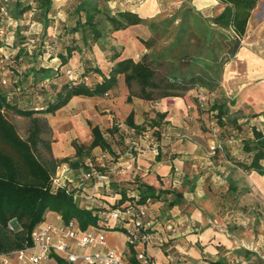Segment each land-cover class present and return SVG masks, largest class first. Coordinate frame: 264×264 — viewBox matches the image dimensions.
<instances>
[{
  "label": "crops",
  "instance_id": "0c3cea01",
  "mask_svg": "<svg viewBox=\"0 0 264 264\" xmlns=\"http://www.w3.org/2000/svg\"><path fill=\"white\" fill-rule=\"evenodd\" d=\"M62 1L64 0H55L54 4L57 2L62 3ZM214 2L216 0H193L192 6L203 13L204 11L207 12V7ZM183 3L184 0H174L177 8ZM216 3L222 5L219 1ZM222 6L223 9L212 18L222 13L224 5ZM110 7L116 12L130 11L136 13L147 21V24L132 26L112 34L111 45L120 50V59L132 58L137 61L136 59L140 55L148 54L149 49L146 48L143 41H148L153 37L149 24L154 23L152 20L161 13L160 0H114L110 2ZM190 9L184 11L182 16L186 12L190 13L185 15L187 19L191 14L193 16L194 10ZM58 10L63 13L62 8L59 7ZM59 15L62 14L59 13ZM212 18L207 14L205 18H201L199 23L203 27L200 29L193 23L191 24L188 19L186 31L190 34V39L187 40V43L190 44V48L194 50L193 52L197 49L201 51V54L196 55L199 61V69L203 70L205 66H209L210 71L216 72L220 78V86L215 89L200 86V90L211 93V96L216 97L217 101L212 103V108L217 103L225 104L229 110L227 118L235 115L233 122L240 125L237 118L238 114L243 112L261 113L264 111V0H260L252 11L246 34L239 49L232 57V61L224 67H219L213 63V53L210 51L215 47V54L221 55L227 45L223 37L221 38L218 34L223 35L224 30L214 25L212 26L216 30L217 36L209 44L210 24L208 20ZM180 21L182 23V20ZM11 23L9 22V25ZM179 29L180 26L178 32ZM174 41L168 44V49ZM192 41H196V45ZM166 50L165 47L161 52L158 51L151 55L155 58H161ZM202 51L207 52L209 56L203 57ZM77 55L79 56V53ZM89 55H87V66L99 67L104 74L108 75L113 62L108 59L107 53L96 45L89 51ZM76 59V56H73L69 64L76 65ZM45 61L46 65L42 64V66L54 70L59 64L58 57H49ZM169 65L171 70L177 71L179 68L177 58H174V61L170 62ZM193 70L199 71L196 66L189 63L188 66H183L182 72L188 74ZM94 75L98 77L97 82L102 81L100 75ZM8 79L10 80V77ZM83 79L88 80V76H84ZM29 80H32V76L28 78V82H30ZM9 84H11V81ZM197 90V87L191 89L182 97L147 101L130 96V90L125 83L124 76H120L117 86L105 96L95 98L76 96L71 99L68 105L55 114L45 116L47 124L56 134L51 147L52 156L59 161V166H69L71 168V171L64 176L63 181L65 187L77 196L76 200L79 205L86 208L99 207L100 205L113 207L115 203L120 201L123 193H126L128 197L130 192H135L137 195L140 185L151 186L157 192L161 190L172 192L165 195L161 201L149 199L157 213L155 230L162 236L163 241L162 243L153 244L146 250L153 264H220L219 261L224 255L218 247L221 245L228 246L225 234L216 230L215 227L216 224L223 222L224 218L213 210L216 208L218 201L222 203H224L223 200L227 201L226 197L217 196L214 194L216 191H211L208 186L204 187L203 180L201 181L196 174L193 175V179L197 182L192 184V186L196 185L194 190L189 191V187L184 184L187 178L185 163L198 158L200 154V145L197 141L182 138L185 136L186 130L193 124L191 119L202 117L196 103L197 94L200 93ZM130 97L131 99H129ZM47 99H43L42 105H45ZM81 103L84 106H81ZM97 108H99V111ZM71 113L74 115H70ZM212 113L216 114L213 110ZM130 115L133 116V123L138 129L130 126L128 121ZM119 118L122 122L115 123V120ZM244 120H248V117ZM102 125L109 133L110 140L105 136ZM95 127L101 130L110 146V150L102 149L99 146L91 149L94 141L92 130ZM123 130H126L129 136L134 137L130 142L132 145L130 149L134 147L138 151L136 157H131L133 154L130 156L128 152H121L116 145L112 135L118 132L123 136ZM146 131L152 132L153 135H162L164 138H149L148 134L150 132ZM251 138H253V133L252 137L248 134L246 139ZM128 140L125 139V141ZM76 144L84 148L82 158L77 156ZM93 152L92 159L85 158ZM103 152H107L111 159L107 161V165L100 158V154H103ZM116 153L120 155L117 163L112 160ZM214 162H216V159H214ZM91 165L95 169L97 167L107 169L105 174L108 175V180L98 187L87 184L84 191H81L77 186L78 179L82 172L90 170ZM221 169V166L215 165V170L207 173L208 177L213 174L212 180L218 179L219 177L216 174H219ZM216 187L218 186L216 185ZM234 189L235 185L233 184L224 186L222 190L226 193H224V196L230 195V191ZM176 194L181 195L180 200L175 205L170 206L169 203L176 200ZM208 212L215 217L209 215ZM44 222L58 223L60 222V216L55 212H48ZM110 232L115 233H108V246L125 254L133 263H138L135 256L138 250L141 249L129 247L124 232L117 230ZM78 252L82 253L83 250ZM59 260H62L65 264H81L80 262L69 263L57 254L43 264H62ZM10 264L18 263L12 258Z\"/></svg>",
  "mask_w": 264,
  "mask_h": 264
},
{
  "label": "trees",
  "instance_id": "16d2710c",
  "mask_svg": "<svg viewBox=\"0 0 264 264\" xmlns=\"http://www.w3.org/2000/svg\"><path fill=\"white\" fill-rule=\"evenodd\" d=\"M54 1L16 0L10 6H0V17L7 16V12L10 14L8 19L12 18L10 25H13L14 28V30L12 29L13 38L19 39V44H16V41L15 44L4 43L3 35L5 32L4 29L0 28V49L9 46V48L5 47L8 49L7 55L2 54L1 56L4 61L12 59L14 47H20L19 56H21L25 51L23 47L29 44L25 15L32 11L35 12L38 21L42 23L45 30L49 28ZM218 1L224 5V10L217 17L208 20L210 24L209 44L217 36L212 25L225 32L233 33L235 37L232 41L228 39V36L218 33L227 43L225 51L230 58L239 49L246 34L252 11L260 0ZM100 3L101 0H78L74 15L70 16V20H75L74 26L69 27L68 32L74 35L81 33V40L89 51L98 45L102 51L112 53L111 56H107L113 62L108 75L104 74L99 67L89 70V65L87 66L88 70L84 72V76L90 72L98 74L102 77V81L90 85L83 81L80 82L79 78L77 81L68 79L57 92H54L52 97L47 99L45 105L28 109H23L17 103H13L10 100V94L4 90L7 86L0 84V255L11 254L17 250L31 247L33 245L32 232L44 223L48 212L57 213L64 223L77 221L83 230L90 226H98L99 223V216L96 214L99 210L97 207L86 208L81 206L75 202L73 192L53 187V176L59 161L52 156L50 140L43 137L47 125L46 115L55 114L76 96L90 98L105 96L117 86L120 76H124L125 83L130 90V96L147 101L182 97L186 92L198 86L215 89L219 85V76L216 72H211L209 66H205V70L199 69L198 58L195 56L194 50L190 48V44L187 43L190 34L186 31L187 17L185 15L189 12L183 16L178 36L173 45L161 58L145 54L140 61H135L132 58L120 59V50L111 45L112 34L132 26L147 24V21L130 11H118L111 14L104 11ZM149 26L154 36L148 41H143V43L147 49H152L157 38L155 35L159 33V27L154 23L149 24ZM47 48H51V46L40 43L38 53L42 55ZM80 51L81 48L77 46L75 48L66 47V55H61L62 60L58 57L60 62L55 70L41 64L35 65L30 68L24 79L28 80L32 76V89L37 87L42 88V90L47 89L58 77V74L62 72L63 66L69 63L74 52ZM210 51L213 53V63L220 67L222 54H215V47ZM50 57L53 56L50 55ZM174 58H177V64H179L177 71L168 67L165 70L167 73L159 74L160 66H163V63L170 66L169 64L174 61ZM189 63L196 66L199 71L193 70L188 74H183V66L186 67ZM47 80L49 83L46 86L43 85ZM212 110L216 112L215 117L223 125V119L229 116L227 106L217 103L213 105ZM7 111H13L15 114L31 120L32 127L27 139L20 137L15 125L6 117ZM128 121L130 126L138 129L133 123L132 115ZM92 132L94 141L91 149L99 146L102 149L110 150L101 130L95 127ZM252 133L253 138L243 142V152L248 156V160L238 162V166L247 172L254 171L264 177V131L254 127ZM75 147L77 156L82 158L84 148L77 144ZM41 150H45L48 156H43ZM138 189L139 193L134 196L139 198L140 203H145L149 199L161 201L165 195L172 193L163 190L157 192L156 189L148 185H140ZM180 197L181 195L176 194V200H172L169 205L173 206L178 203ZM129 200H134V197H128L126 193H123L120 201L115 203L113 207H119ZM12 221L17 223L16 229L10 227ZM59 262L65 264L62 260Z\"/></svg>",
  "mask_w": 264,
  "mask_h": 264
},
{
  "label": "rangeland",
  "instance_id": "374dc122",
  "mask_svg": "<svg viewBox=\"0 0 264 264\" xmlns=\"http://www.w3.org/2000/svg\"><path fill=\"white\" fill-rule=\"evenodd\" d=\"M14 1L16 0H0V6H10ZM110 2L101 0V8L111 14L116 13V11L110 7ZM216 2L218 1L216 0ZM216 2L207 7V12L204 11L201 13L192 6L193 0H184V3L179 5V8L175 7L174 0H160L161 13L157 18L152 20V22L156 23L159 27V33L155 35L157 37L156 41L152 49L148 50V54L151 55L158 51L161 52L165 47L168 50V44L173 42L178 36V28L181 24L180 20L183 21L182 14L184 11L191 10L190 8L194 10L193 16L191 14L188 19L191 24L193 23L200 29L203 27V25L199 23L201 18H205L206 14L212 18L223 9V6L217 5ZM77 4L78 0H64L62 3H55L54 10L50 14L51 23L47 30H45L42 23L38 21V16L35 15V12L32 11L28 13L25 15V18H27L25 24L28 26L27 38L29 40L34 39L36 44L32 45L29 41V44L23 47L25 51H23L21 56H19L20 47H14L12 59L10 61H4L3 58H1L2 54L7 55L5 52H8V50L5 47L9 48V46L0 49V80L5 76L4 74H7L6 78L10 77L11 84L5 87L4 90L10 94V100L13 103H17L19 107L28 109L41 106L44 98L52 97L54 92L68 81L65 75L68 69H71L72 72L78 76L80 82L83 81L90 85L97 83L98 77L91 72L87 75L88 80L83 79L84 72L88 70L86 64L88 63L87 55H89V50L84 46L81 40V33L74 35L68 32V28L74 26L75 20H70V16L74 15ZM59 7L63 9V13L58 10ZM59 13L62 15L60 16ZM9 15L10 14L7 12V16L3 15V18L0 17V28L4 29L5 32L3 35L4 43L19 44V39L17 38L15 40L13 38V25H9V22H12V18L8 19ZM223 32L224 35L228 36L230 41L234 39L235 36L233 33ZM152 36H154L153 32ZM192 42L195 45L197 43L196 41ZM40 43L50 45L53 49L51 55L53 57H59L60 60H62L61 55H66V47L72 46L75 48L77 46L81 48L80 52H74L73 54V56H76L78 59L75 61L76 65L68 63L63 66L62 72L58 74L54 82L47 89L44 88L43 90L38 87L32 89V80L27 82L28 80L24 79V76H26L31 67L40 64L46 65L45 60L48 58L44 59L46 50L43 51L42 55L38 53V46ZM77 53H79L80 57ZM106 53L107 56L112 55V53ZM195 53L196 56L201 54V51L197 49ZM203 53V57L209 56L207 52ZM142 57L143 55H140L136 60L140 61ZM232 57L229 58V54L224 50L222 53V61L219 63L220 67H224V65L232 61ZM168 67L169 66L163 63V66H160L158 69L159 74L162 75L167 73L165 70L168 69ZM92 68L93 67H90L89 70H92ZM197 89L200 93L197 94L196 103L202 117L191 119L193 124L186 130L185 136L182 138L197 141L200 145V154L198 158L185 163L186 165L184 166L187 178L184 184L189 187V191L194 190L196 185L192 186V184H196L197 182L193 179V175L196 174L201 181L203 180L204 187L208 186L211 191H216L214 192L215 195L222 198L226 197L227 199V201L223 200L224 203L218 201L215 206L216 208L213 209L216 213L218 212L219 216L222 215L224 218L223 222L216 224V230L222 231L221 233H224L228 240L227 247L223 245L218 247L220 252L224 255L219 261L220 264H264V177L256 172H245L237 166L238 161H247L248 156L243 152V142L248 138V134L252 137V126L264 131V111L261 113L243 112L242 114H238L237 118L240 121V125L233 122L235 115H231L229 118L223 120L224 124L222 125L215 117V114L212 113V103L217 101L216 97L211 96V93L201 91L200 86H198ZM31 101H33V103H31ZM80 105L84 106L83 103ZM97 110L99 111V108H97ZM5 115L8 120L15 125L20 137L27 139L32 127L31 120L19 116L13 111H7ZM70 115L74 114L71 113ZM246 117H248V120H244ZM121 122V118L115 120V123ZM102 127L105 136L110 140L109 133L105 130V126L102 125ZM123 134L122 136L120 133L115 132L112 135L118 149L121 152H128L130 156L133 154L131 157H136L138 151H136L134 147L130 149L132 146L130 142H132L131 140H133L134 137L132 135L129 136L126 130H123ZM148 136L149 138H164L162 135H153L152 132H150ZM43 137L50 140L52 147L56 134L48 124L46 125ZM125 139L129 140L125 141ZM218 144L222 145V149L214 148L218 146ZM40 152L43 156H48L45 150H41ZM101 155L102 153L100 154V158ZM93 156L94 152L85 158L92 159ZM118 157H120V155L116 153L112 158L113 162L117 163ZM214 159H216V162H214ZM103 161L106 162L107 165L108 160ZM215 165L221 166L222 169L219 171V174H216L219 178L212 180L214 175L210 174L208 177L207 173H210L211 170H215ZM126 169L128 170V167ZM96 170L105 174L107 169L104 167H97ZM229 184L235 185V189L230 191V195L224 196L226 193L222 190L224 186ZM216 185L218 187H216ZM129 195L134 196L136 193L130 192ZM208 214L211 215L209 212ZM212 217L215 216L213 215ZM10 227L16 229L18 225L15 221H12ZM118 241L121 242L120 239H118Z\"/></svg>",
  "mask_w": 264,
  "mask_h": 264
},
{
  "label": "built area",
  "instance_id": "2783aa9c",
  "mask_svg": "<svg viewBox=\"0 0 264 264\" xmlns=\"http://www.w3.org/2000/svg\"><path fill=\"white\" fill-rule=\"evenodd\" d=\"M30 43L36 44L34 39L30 40ZM51 54L52 49L47 48L44 59L49 58ZM65 75L70 81L78 80L71 69H68ZM9 83L10 80L6 76L0 80L2 86H8ZM48 83L47 80L43 85L46 86ZM214 148L222 149V145L218 144ZM101 159L111 160L107 152H103ZM70 171L69 166L58 165L53 176L55 189H65L67 192H72L65 187L63 181L64 176ZM107 180L108 175L97 171L91 165L90 170L80 174L77 186L78 189L84 191L87 184L98 187ZM76 197L74 195L75 202H77ZM133 197L134 200L126 201L116 208L106 205L97 207L99 209L96 212L99 216L98 226H90L86 230H83L75 220L64 223L61 217L58 223H42L32 232L33 245L31 247L17 250L11 254L0 255V264H10L12 258L18 264H43L55 254L63 257L69 263L135 264L125 254L108 246V233L116 229L124 232L129 247L141 249L135 256L139 264H153L146 250L153 244L163 242L162 236L155 230L157 213L150 200L140 203L138 197ZM79 250H83V252L80 253Z\"/></svg>",
  "mask_w": 264,
  "mask_h": 264
}]
</instances>
